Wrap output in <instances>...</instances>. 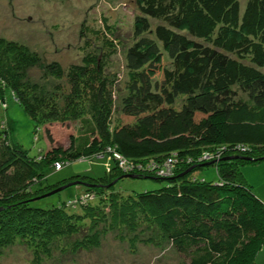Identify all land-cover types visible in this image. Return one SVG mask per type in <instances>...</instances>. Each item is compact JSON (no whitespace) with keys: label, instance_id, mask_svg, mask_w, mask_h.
I'll use <instances>...</instances> for the list:
<instances>
[{"label":"trees","instance_id":"1","mask_svg":"<svg viewBox=\"0 0 264 264\" xmlns=\"http://www.w3.org/2000/svg\"><path fill=\"white\" fill-rule=\"evenodd\" d=\"M135 7L127 92L115 106L101 65L65 71L0 38V106L6 109L10 93L35 128L80 124L75 132L67 125L66 147L48 146L45 127L47 148L33 156L1 121L0 246L24 239L42 264L57 238H65L64 250L94 247L98 226L116 230L145 215L150 231L182 256L179 264H255L264 246V199L241 166L264 161V0H135ZM38 68L67 84L55 92L28 83ZM106 157L111 163L100 175L85 170L46 182L56 167ZM210 166L215 179L194 174ZM169 167L173 173L162 177ZM124 176L165 184L123 196ZM75 185L83 189L65 200L34 202ZM92 191H108L107 203L85 204Z\"/></svg>","mask_w":264,"mask_h":264},{"label":"rangeland","instance_id":"2","mask_svg":"<svg viewBox=\"0 0 264 264\" xmlns=\"http://www.w3.org/2000/svg\"><path fill=\"white\" fill-rule=\"evenodd\" d=\"M241 1L243 5L245 0ZM137 12L135 0H0V38L28 47L27 49L38 55L42 61L59 63L65 71L73 65H82V62H89L91 67L101 65L104 72L102 75L108 77L105 80L114 95L112 106H115L120 104L121 96L127 92L129 71L125 65V51L133 41L131 30ZM108 41H111L112 46ZM32 72L34 75L28 83L35 81L37 86L47 84L43 85L45 89L50 88L51 91L57 92V83L67 84L65 77L58 80L48 76L47 71L45 74L42 69L38 68ZM152 74L154 77L160 76L158 71ZM42 75L46 76L43 78ZM5 102L6 109L0 106V127L3 126L1 121L4 120L10 128L12 138L19 141L30 155L36 156L47 148L44 134L47 127L53 138L52 142H48V146L52 144L56 147L55 144L63 147L68 145L69 126L72 132L79 129L77 120L72 124L53 122L46 123L44 129L43 125L35 128L33 120L10 93L5 94ZM116 113V110L112 112V119H116ZM108 161L111 163L110 157L101 160L96 158L90 163L75 161L62 166L59 171V167H56V170L48 172L46 182L54 183L64 175L85 170H89L93 175H100L106 170ZM241 171L252 192L264 199V161L242 165ZM166 172L167 169L162 172V177H170L168 173L163 175ZM194 174L198 177L203 175L207 179H215L217 176L213 166L198 169ZM125 177L118 183V186L123 188L120 190L123 196L131 195L126 190L142 191L165 184V181L131 180ZM80 189H83L81 185L70 186L34 202L43 205L46 201L65 200L75 192L81 191ZM91 193L93 194L87 199H81L85 204L90 201L91 205L99 204L100 198L104 204L107 203L105 198L109 194L108 191L98 197L96 191ZM146 217L138 215L133 219V224L121 223V227L116 230L98 226L99 241L97 240V246L94 247L92 245L79 249L69 245L70 248L64 250L67 245L65 238H57L51 245L56 247L52 249L54 252L42 255V264H179L182 256L164 241L161 233L152 229L150 231L149 224L144 222ZM154 227L153 225L152 228ZM32 253L26 240H14L12 244L0 246V264H38L40 258H33ZM255 264H264V246L258 251Z\"/></svg>","mask_w":264,"mask_h":264},{"label":"bare ground","instance_id":"3","mask_svg":"<svg viewBox=\"0 0 264 264\" xmlns=\"http://www.w3.org/2000/svg\"><path fill=\"white\" fill-rule=\"evenodd\" d=\"M167 173H168L169 175H171V174H172L171 167H169V168L167 169V172H166V173H164L163 175H167Z\"/></svg>","mask_w":264,"mask_h":264},{"label":"water","instance_id":"4","mask_svg":"<svg viewBox=\"0 0 264 264\" xmlns=\"http://www.w3.org/2000/svg\"><path fill=\"white\" fill-rule=\"evenodd\" d=\"M62 188H63V187H60L59 189H62ZM52 192H53V191H52ZM52 192H51V193H52ZM51 193H49V194H51Z\"/></svg>","mask_w":264,"mask_h":264}]
</instances>
